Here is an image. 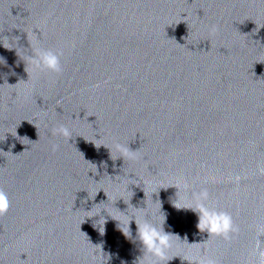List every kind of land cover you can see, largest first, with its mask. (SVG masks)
Masks as SVG:
<instances>
[{
	"label": "water",
	"instance_id": "obj_1",
	"mask_svg": "<svg viewBox=\"0 0 264 264\" xmlns=\"http://www.w3.org/2000/svg\"><path fill=\"white\" fill-rule=\"evenodd\" d=\"M33 33L40 51H63L61 73L26 68ZM4 38L12 48L0 43V188L10 207L0 217V264H100L99 247L104 264H132L139 242L114 219L146 202L165 215V232L204 243L192 247L217 264H255L264 0H0ZM61 124L69 142L52 135ZM115 142L137 158L111 155ZM178 176L186 189L169 187ZM202 188L232 216L231 240L199 232L197 214L173 206ZM95 206L98 215L85 213ZM130 228L134 237L135 221ZM188 251L178 245L167 264H189Z\"/></svg>",
	"mask_w": 264,
	"mask_h": 264
},
{
	"label": "clouds",
	"instance_id": "obj_2",
	"mask_svg": "<svg viewBox=\"0 0 264 264\" xmlns=\"http://www.w3.org/2000/svg\"><path fill=\"white\" fill-rule=\"evenodd\" d=\"M216 30L217 29L215 25H213L210 29V31L213 33ZM27 39L29 41L30 46L35 50V56L30 58H22V59H25L27 66L26 68H28L33 73V75H38L41 72H50L56 74L62 72V64H61V56L63 55L62 50L54 49L49 51H40L39 48L40 42L34 33H33V38L31 40L29 39V34H27ZM3 41H7V38H4L2 41H0V43H2L5 48H12V46L9 43L5 44ZM18 52L19 51L17 50V55ZM52 135L66 139L69 142V140L72 138V131L69 129V127L61 124L53 127ZM57 150H58V145L52 144L51 151L56 152ZM113 151L118 153L119 154L118 157L123 158L124 160L136 159L138 152V151H132L129 149L128 145H124L118 142H115L112 145V148L110 149L111 155ZM258 172L259 174L264 175V165L258 166ZM128 180H134V179L128 178ZM234 180L235 182L238 183L240 177L238 176L234 177ZM142 183L145 186H148L152 184L153 181L147 180V181H143ZM129 185L130 184L127 185L125 190L129 189ZM188 185L189 184L185 181L183 176H178L172 178L169 187H176L178 190H182V189H186ZM121 199L123 200L122 196L116 201ZM107 200H108V196H107ZM146 205H147L146 208H142V209H137L131 206V209L133 210L131 215H129L128 213L125 214L124 212L118 210V214L120 218L114 219L118 222L117 224L118 230L126 238L130 240L134 239L139 242L140 251L142 255L134 259L132 261V264H167L168 261L175 258V256L171 255L174 248H176L178 245L181 244L187 245L189 248V251L185 253L182 259L188 261L189 264H217V262L214 259L203 254L205 251L203 248L199 250H194L192 247L194 245H202L204 243L188 244L186 235L184 237V241L182 242L179 234H174L172 232H165L164 230V223L166 219L165 215L162 214L159 209L160 215L157 216L156 213L150 208L147 202ZM97 206L93 207L90 211L85 213H93L94 210L98 209V211H95V214H93L91 217L98 215L100 212V208H98ZM173 206L178 210L188 209L196 213L198 216L197 228L199 232L201 233L207 232L210 238L215 236L228 241L231 240L234 237V235L237 234L239 231L238 227L234 224L232 216L228 212L217 210L215 207L209 204V192L206 188H202L198 194V197L193 201H189L183 195L178 194V198L173 202ZM9 207H10L9 196L2 188H0V217L6 215V213L9 210ZM104 210L111 217L110 212L107 209ZM128 211H129V204H128ZM159 217H162V219H160ZM133 221H135L136 224V232L134 237H133V232L130 228V225ZM101 222H103V224L106 222L103 217L97 223L100 224ZM257 232H258V238L253 248V254L256 257L255 264H264V246H262L261 243V237H264V224L257 225ZM84 235L86 236L85 233ZM93 248L95 249L96 247ZM94 252L96 253L98 260L100 261V264H104L105 258L101 251V247H99V252H96L95 250ZM122 264H125V262H122Z\"/></svg>",
	"mask_w": 264,
	"mask_h": 264
}]
</instances>
